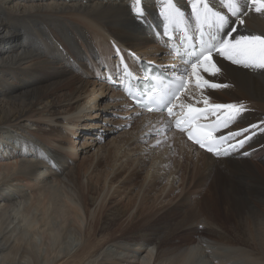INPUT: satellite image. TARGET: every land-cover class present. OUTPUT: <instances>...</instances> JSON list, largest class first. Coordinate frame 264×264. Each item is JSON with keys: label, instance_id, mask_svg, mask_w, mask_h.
Segmentation results:
<instances>
[{"label": "bare ground", "instance_id": "6f19581e", "mask_svg": "<svg viewBox=\"0 0 264 264\" xmlns=\"http://www.w3.org/2000/svg\"><path fill=\"white\" fill-rule=\"evenodd\" d=\"M174 2L187 24L196 28L188 0ZM211 2L219 8L218 0ZM163 3L141 0L145 18L137 19L131 0H0V147L2 153L36 158L0 178V264H142L141 253L147 250L152 264H264V153L258 151L264 150V72L218 58L221 73L216 82L229 87L201 93L189 78L178 100L179 105L193 104L186 96L194 92L199 101L206 95L210 103L244 104L248 111L222 134L248 128L235 139L229 136L228 143L251 138L225 158L198 150L171 129L163 115L133 109L123 90L102 81L120 75L122 58L139 73L140 59L158 62L160 43L170 44L164 38L168 29L161 15ZM243 28L264 33V15L249 13ZM184 69L179 63L163 71L181 75ZM118 108L128 109L135 126L122 144L115 139L114 146L104 150L95 137L115 120L113 110ZM85 129L93 136L85 140H92L98 151L94 168L83 170L67 135ZM187 161L195 165L190 172L184 167ZM102 163L103 174L95 173ZM42 165L51 168L58 188L81 207L87 220L82 232L69 226L62 239L53 235L45 256L25 238V231L36 232L33 222L28 225L24 218L29 205L21 211L28 194L20 188L5 192L10 182L34 178L35 190L46 197L30 207L54 203L50 194L58 189L41 191L48 175L42 170L38 175ZM205 182L210 191L201 198L198 192L204 191ZM51 208L50 216L58 217L59 207ZM217 210L224 221L217 218ZM197 222L206 228L195 229ZM69 232L79 237V244L71 242ZM202 243L228 251L202 252ZM114 248L141 252L117 259Z\"/></svg>", "mask_w": 264, "mask_h": 264}, {"label": "snow or ice", "instance_id": "6c2138e0", "mask_svg": "<svg viewBox=\"0 0 264 264\" xmlns=\"http://www.w3.org/2000/svg\"><path fill=\"white\" fill-rule=\"evenodd\" d=\"M188 3L191 5L196 24L200 29L201 39L198 48L191 43L188 45L193 49L187 53L190 59L186 63L189 64L190 70L189 68L183 70L182 75L177 78V87L169 96L161 95L156 98L169 116L177 115L173 112L176 105L172 101L179 100L180 94L187 87L189 78L194 79L201 93L205 90L229 87L226 83L216 82L221 73L218 58L247 69L264 72V33L255 34L243 28L249 13L264 15V0H218L219 8L211 0H188ZM130 8L137 19L145 18L141 0H131ZM221 9H226L227 14ZM161 15L167 21L168 31L165 34L171 35L173 26L182 28L185 23V13L174 0H164ZM205 28L210 30L207 33L211 36L210 40L203 39L206 35ZM210 99L211 97L204 95L202 100L196 101L204 105L202 108L195 107L193 104L181 105V108H187V112L182 115V118H177L174 125L181 133H186L189 140L208 152L216 156L227 155L230 150L242 148L251 137L247 136L236 144H231L227 143L229 136L217 137L214 133L235 123L248 109L242 102L238 104L210 103ZM148 110L159 109L149 108ZM209 116L215 117V120L208 123L199 122L200 120L208 121ZM251 127L256 128L257 125L253 124ZM248 131V128H244L229 135L235 139ZM157 143L160 142L157 141ZM226 143L225 148L223 145ZM244 154L248 155V153Z\"/></svg>", "mask_w": 264, "mask_h": 264}, {"label": "rangeland", "instance_id": "374dc122", "mask_svg": "<svg viewBox=\"0 0 264 264\" xmlns=\"http://www.w3.org/2000/svg\"><path fill=\"white\" fill-rule=\"evenodd\" d=\"M160 45H161V47H159V49H160L159 57L160 58L158 57L159 58L158 62L153 63V65H156L157 67H159L162 70L179 67V64H177L178 59L175 58L171 49L169 47H167L168 45H166L164 43H160ZM167 48H168V50H167ZM111 56H112L113 60L116 58V55H114V54ZM163 56H164V59H163ZM140 61H142L143 63H148V61H145L142 59H140ZM173 62H174V64H173ZM166 72H168V71H166ZM94 76L95 75H93V77ZM98 79H99V77H98ZM112 79H115V77L113 76ZM112 79L102 80V81L103 82L106 81L105 83L107 85L109 84L108 86L109 87L111 86L113 90L121 91L120 84H117V83H116V85L112 84V82H111ZM192 86L194 88L196 87L195 84H193ZM92 97H93L92 94L88 96V98H90V99ZM106 98H108V97H106ZM196 101H199V100H197V96L194 94V92H190L189 94H187L186 102L193 103L196 105L202 104V103H196ZM228 101H230V100H228ZM134 107L135 106L133 105L132 108L134 109ZM127 110L120 109V108H118L117 110H113V115H114L113 117L115 120L111 124L109 123L108 126L103 131H101L102 135L95 137V138L100 137L97 139V142L99 143L98 146L103 147L104 150H108L109 148L111 149L114 146L113 141L115 139H117L118 143L120 142V144H122V140L126 136H128L130 132H132V130L135 126V122L129 120L130 114L127 113ZM107 115H104V117H106ZM86 130L87 129H85L84 132H82L81 130H78V133H76L77 135H75V136L67 135L68 142L73 143L77 147V151L79 153V156L75 159L76 164L77 165L82 164L83 170H86L89 168H92V169L94 168V165L96 164V161L94 160V156L98 151V147H94L92 145L93 144L92 140H85V138L86 137L88 138V136L93 137L91 135H87V133L85 132ZM93 135H95V134H93ZM7 143H9V141ZM4 151H5V149H4ZM258 151L260 152L259 154L264 153V150H262V149L258 150ZM16 152H18V151H16ZM9 153H10V151H7L6 153H4V152L2 153V147H0V178H2V179L4 177L10 176L12 173H14L21 162L32 163L36 159L35 157H33L31 155H25V153H21V152H20V154L14 153L15 155H13V154L10 155ZM38 161L41 162V160H38ZM150 162L152 163V161L150 160L148 162L147 167H149L151 165ZM254 162L260 166V164H259L260 162H258L257 159L254 160ZM185 163L187 165L184 164V167L189 172L191 171L192 166L193 167L195 166L188 161ZM103 165L104 164L102 163L100 165L101 167L98 168L99 170L96 169L95 173L100 174L99 171H102L101 173L103 174V172H104V168H102ZM41 168L42 169H40L38 171L39 172L38 175L40 174L41 170H42L41 172L44 171V173L46 175L48 174L47 176H45V177H47V181L45 182L44 187L42 188L41 191H44V189L48 190L49 187H50V189H51V187H55L56 191L58 189V192L56 195L53 193L50 194V196H52V199L56 198V201L54 203L49 204L48 200H47L46 203H43L40 206L41 209H38L34 205L30 207V205L34 202H37V204H39L38 199L40 201L41 200L43 201L44 198L46 197V195H45L46 193L43 192L44 194H42V193H40L39 190H35L34 186L37 185V182H35L34 178L33 179L24 178V179H21V181L10 182L7 189L5 190V192H6V194H12V192L15 189L20 188L22 191H26V193L28 194L27 198L22 200L21 211L23 210V205L25 203L27 206L29 205V208L24 212V218L28 220V225L30 224V222H33L32 226H34L36 228V232H34L32 230L25 231V233H26L25 238H26V240L33 242V244L36 246L37 250L42 254V256H45L46 248L51 247V245L53 243V241H52V239H54L53 235H55V237H57V238L61 236V239H62L63 232L65 233L66 232L65 229L69 226H72V227L76 228L78 231L82 232L86 229L87 220H86V216L84 215V212H82L81 207L73 199H71L64 192V190H62L61 188H58L60 186L58 181L55 180L54 176H53V178L50 176L51 173H50L49 169H51V168H49L48 166H44V165H42ZM260 169L262 171V168H260ZM145 175H146V171L142 173V177H144ZM172 181H173V178L170 179V182H172ZM207 182H205L206 187H204V189H203L204 191L201 190L198 192V194L201 195V196H199L201 198L204 195L208 196V194H209V191H210L209 187L210 186L206 185ZM208 183L210 184V182H208ZM180 186H181V183L178 182L176 187L179 188ZM177 191H176V194L179 193V190H177ZM53 206L59 207V209H60L59 216L55 217V218L50 216L51 209H52L51 207H53ZM215 208H217V207H215ZM184 211H186V210H184ZM216 214L215 215L217 216V218L219 220L224 221L225 217L221 211L219 212L217 210ZM33 219L35 221H33ZM36 219H38L40 222L38 223ZM43 223H44V226L41 228V230H39L40 232L37 231L38 227L43 225ZM197 223L195 224V227H194L195 229H197V228L205 229L206 228L205 224H203V223L197 224ZM50 229H52V230L54 229V232H52ZM69 237H70V240L73 244H79L80 243L79 237L77 235H75V233L71 232L69 234ZM199 246L201 247L202 252H203L204 248L205 249L213 248L214 252H227L228 251L227 249H224L223 247L217 246V245H210L211 247H208V245H205L202 243V246L201 245H199ZM134 248L136 249V246L135 247L133 246V249ZM107 249H108V247L105 248V250H107ZM114 250H116L118 252V254L115 255V256H117L116 257L117 259H119L120 257L121 258H123V257L126 258L128 256L131 257L132 254H137L136 252H141L139 249L138 250H130V251H126V250L120 251V250H117L116 248H114ZM142 253H141V258L139 259V262L142 264H152V258H150L151 256H149L150 255L149 251L147 250L143 254ZM137 260L138 259H136V261ZM219 263H220L219 261L217 263V261H215V260L211 263L209 262V264H219ZM44 264H47V262Z\"/></svg>", "mask_w": 264, "mask_h": 264}]
</instances>
